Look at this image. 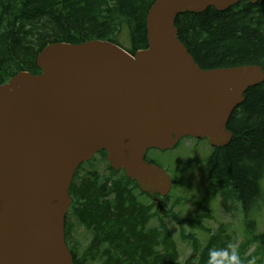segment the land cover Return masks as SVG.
Segmentation results:
<instances>
[{
	"label": "water",
	"instance_id": "water-1",
	"mask_svg": "<svg viewBox=\"0 0 264 264\" xmlns=\"http://www.w3.org/2000/svg\"><path fill=\"white\" fill-rule=\"evenodd\" d=\"M241 0H157L147 48L132 55L109 41L47 46L39 75L0 85V264H74L65 241L71 184L100 152L140 190L160 198L172 182L145 160L184 137L226 147L227 124L261 67L202 70L178 39L176 18L224 12ZM256 4L257 0H249Z\"/></svg>",
	"mask_w": 264,
	"mask_h": 264
},
{
	"label": "trees",
	"instance_id": "trees-1",
	"mask_svg": "<svg viewBox=\"0 0 264 264\" xmlns=\"http://www.w3.org/2000/svg\"><path fill=\"white\" fill-rule=\"evenodd\" d=\"M156 1L0 0V85L21 72L40 74L37 58L52 44L97 40L113 42L132 55L145 50L147 15ZM175 27L202 70L254 65L264 71V0L256 4L241 0L225 12L212 8L201 14L185 13L176 18ZM122 35L129 48L120 44ZM227 130L233 138L226 147L213 149L204 164L205 174L213 196L221 195L224 202L236 198L248 217L264 204V82L247 90ZM101 153L105 158L106 153ZM93 167L92 162L80 166L70 189L71 217L91 234L83 249L72 236L68 217L66 243L74 264H176L179 253L169 227L156 205L140 202L135 192L149 195L124 173L115 179L100 177ZM154 217L160 222L149 229ZM201 218L191 220L198 223ZM189 238L198 252L199 242L194 235ZM219 238L212 236L200 255L201 264H219L217 256L227 249ZM255 241L264 249V232L248 239L236 253L244 259Z\"/></svg>",
	"mask_w": 264,
	"mask_h": 264
},
{
	"label": "rangeland",
	"instance_id": "rangeland-1",
	"mask_svg": "<svg viewBox=\"0 0 264 264\" xmlns=\"http://www.w3.org/2000/svg\"><path fill=\"white\" fill-rule=\"evenodd\" d=\"M119 42L129 48V42L124 35L119 37ZM213 148L206 140L183 138L173 149L159 151L152 149L147 153V160L162 168L172 180V188L168 196L161 198L164 208L161 217L170 229L177 245L179 257L176 264H201L200 255L207 248L214 237H222L227 249L217 256L219 264H231L234 257H238L239 264H264V249L258 243L249 247L243 262L242 256L236 251L239 246L249 240H255L264 232V204L260 209L253 210L248 217L245 216L242 206L236 198L224 202L221 195L213 196L205 174L204 164L211 156ZM99 159V158H98ZM93 170L106 178L115 179L122 172L114 175L105 160L93 163ZM90 169L88 165L85 166ZM264 193V179L262 181ZM139 201L151 205V197L139 195ZM237 201V202H236ZM155 208L153 212L155 213ZM69 215V214H68ZM202 215L198 223L193 218ZM187 221L194 222L188 225ZM69 222L73 225L72 236L82 248H86L91 240L90 232L71 215ZM159 220L154 217L148 228H155ZM191 235L199 242V251L195 252ZM71 244L73 242L71 241ZM253 259L252 261H250ZM216 264V262H211Z\"/></svg>",
	"mask_w": 264,
	"mask_h": 264
},
{
	"label": "flooded vegetation",
	"instance_id": "flooded-vegetation-1",
	"mask_svg": "<svg viewBox=\"0 0 264 264\" xmlns=\"http://www.w3.org/2000/svg\"><path fill=\"white\" fill-rule=\"evenodd\" d=\"M103 154H101V155H99V154H97L94 158H93V160L91 161V162H97L98 160H100L101 162H102V160H105L106 159V156H105V158H103V156H102ZM99 158V159H98ZM84 168V167H83ZM86 229V228H85ZM87 230V229H86ZM87 232H89L88 230H87Z\"/></svg>",
	"mask_w": 264,
	"mask_h": 264
},
{
	"label": "clouds",
	"instance_id": "clouds-1",
	"mask_svg": "<svg viewBox=\"0 0 264 264\" xmlns=\"http://www.w3.org/2000/svg\"><path fill=\"white\" fill-rule=\"evenodd\" d=\"M231 264H239V259L236 255V257L233 258V260L231 261ZM252 264H255V262L253 261Z\"/></svg>",
	"mask_w": 264,
	"mask_h": 264
},
{
	"label": "bare ground",
	"instance_id": "bare-ground-1",
	"mask_svg": "<svg viewBox=\"0 0 264 264\" xmlns=\"http://www.w3.org/2000/svg\"><path fill=\"white\" fill-rule=\"evenodd\" d=\"M255 87V86H254ZM252 88V87H251Z\"/></svg>",
	"mask_w": 264,
	"mask_h": 264
}]
</instances>
